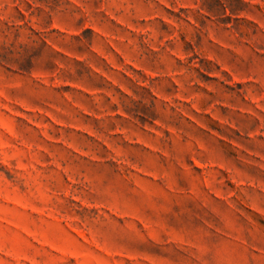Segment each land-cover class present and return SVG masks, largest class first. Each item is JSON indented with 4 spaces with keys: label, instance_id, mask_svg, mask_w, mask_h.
<instances>
[{
    "label": "rangeland",
    "instance_id": "1",
    "mask_svg": "<svg viewBox=\"0 0 264 264\" xmlns=\"http://www.w3.org/2000/svg\"><path fill=\"white\" fill-rule=\"evenodd\" d=\"M0 264H264V0H0Z\"/></svg>",
    "mask_w": 264,
    "mask_h": 264
}]
</instances>
